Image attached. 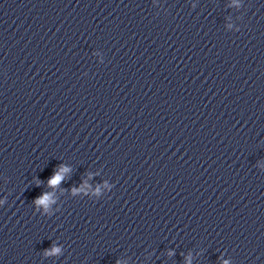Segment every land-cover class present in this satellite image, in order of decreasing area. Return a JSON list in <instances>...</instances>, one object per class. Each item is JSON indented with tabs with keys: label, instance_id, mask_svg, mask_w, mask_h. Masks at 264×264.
Listing matches in <instances>:
<instances>
[{
	"label": "clouds",
	"instance_id": "obj_1",
	"mask_svg": "<svg viewBox=\"0 0 264 264\" xmlns=\"http://www.w3.org/2000/svg\"><path fill=\"white\" fill-rule=\"evenodd\" d=\"M61 180V176L59 174H56L52 177V179L49 181L50 185H56ZM48 200V196L45 195L42 198H39L36 202L39 204H45Z\"/></svg>",
	"mask_w": 264,
	"mask_h": 264
}]
</instances>
